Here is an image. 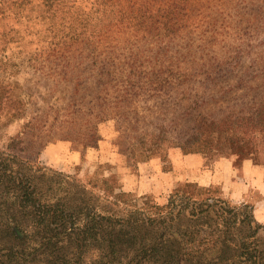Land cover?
Here are the masks:
<instances>
[{"label": "trees", "instance_id": "trees-1", "mask_svg": "<svg viewBox=\"0 0 264 264\" xmlns=\"http://www.w3.org/2000/svg\"><path fill=\"white\" fill-rule=\"evenodd\" d=\"M0 28V45L21 49L0 66L28 68L20 92L56 106L52 136L74 131L72 117L60 133L54 122L84 82L99 87L89 127L110 123L133 164L200 152L222 132L248 152L251 130L264 132V0H0ZM13 89L0 82L9 103ZM21 143L0 150V264H264L247 203L185 181L156 204L123 190L108 162L85 183Z\"/></svg>", "mask_w": 264, "mask_h": 264}, {"label": "rangeland", "instance_id": "rangeland-1", "mask_svg": "<svg viewBox=\"0 0 264 264\" xmlns=\"http://www.w3.org/2000/svg\"><path fill=\"white\" fill-rule=\"evenodd\" d=\"M1 32H3L2 28H0ZM10 47L11 45L6 42L0 45V58L12 56L14 63L18 64L21 49L14 44L11 50ZM19 70L18 72L17 66H11L10 62H5L0 66V82L7 85V81H11L14 86L13 90L17 92L14 95L15 101L18 99L22 101V104H17L16 110L19 112H12L7 106H14L15 101L9 103V98L6 100L7 93L5 91L0 93L2 96V103L0 104V150H5L10 139H19L22 142L21 146L25 147L24 152L21 153L23 156L43 166L75 175L85 183L94 182L97 178V175L95 176L97 165L108 162L113 166L112 172L119 176L123 190L130 191L136 196L147 195L156 204H162L178 183L185 182L173 179L175 175H173L171 154L174 152H182L183 154L179 148L171 147L161 157L133 164L118 152L110 123L100 125L97 130L89 127L90 111L99 91V87L93 82H84L81 85L69 109H61L58 112L60 115H68L58 117L57 121L54 122V128H56L54 131L60 133L68 129V124L58 125V121L61 118L67 120L72 117L75 122L74 131L52 136L53 107L56 108V106H51L53 102L21 93V88L29 85L25 78L29 77L30 71L21 65H19ZM9 73L12 76L8 75ZM25 104L26 106L23 107ZM138 113L161 114L162 112ZM11 114H15V118H11ZM229 136L230 133L228 132L219 133L211 143L203 147L202 151H206L209 156L228 155L234 160L235 165L241 159L249 158L264 167L263 130H251L250 136L255 139V145L251 139H248V135L244 137L253 145V150L248 152L229 151L227 149ZM82 154H84L83 157ZM204 162L205 166H209L213 159L204 157ZM209 189L223 197L219 189Z\"/></svg>", "mask_w": 264, "mask_h": 264}, {"label": "crops", "instance_id": "crops-1", "mask_svg": "<svg viewBox=\"0 0 264 264\" xmlns=\"http://www.w3.org/2000/svg\"><path fill=\"white\" fill-rule=\"evenodd\" d=\"M204 157H210L213 162L205 166ZM171 163L175 181H191L199 187L217 188L230 203L251 205L255 220L264 226L263 166L249 158H243L235 165L228 155L209 156L202 150L197 153L174 152Z\"/></svg>", "mask_w": 264, "mask_h": 264}]
</instances>
